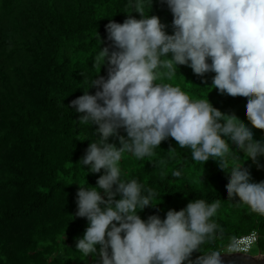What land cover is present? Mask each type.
Wrapping results in <instances>:
<instances>
[{
  "label": "trees",
  "instance_id": "obj_1",
  "mask_svg": "<svg viewBox=\"0 0 264 264\" xmlns=\"http://www.w3.org/2000/svg\"><path fill=\"white\" fill-rule=\"evenodd\" d=\"M137 5L145 15L159 17L165 32L173 34V14L164 0H0V264H101L99 244L97 253L88 256L76 248L89 226L86 217L76 215L77 192L97 187L105 172L92 173L80 161L89 143L99 138L98 126L83 123L70 101L86 90L94 94L92 79L107 78V61L100 67L96 63L102 48L113 50L105 25L109 20L123 23L129 16L140 19ZM214 76L210 71L201 77L190 66L177 65L171 76L159 69L156 82L207 99L225 115L239 118L254 140L264 142V130L247 119L248 98L221 94L212 87ZM118 131L127 138L123 128ZM222 138L239 158L227 157L229 168L241 163L250 182L264 181V155L257 157L258 167L229 137ZM108 142L120 147L116 136ZM119 167L122 179L143 185L142 194L149 188L156 194L154 204L137 210L145 221L150 215L163 220L168 210L179 211L196 199L220 200L212 220L222 234L193 251V261L251 230L260 234L257 245L264 249V216L238 205L239 197L229 199L230 171L220 159L196 162L190 149L168 137L152 157L125 153ZM176 170L179 177L172 175ZM98 191L106 200L103 190ZM120 198L117 193L115 199Z\"/></svg>",
  "mask_w": 264,
  "mask_h": 264
},
{
  "label": "clouds",
  "instance_id": "obj_2",
  "mask_svg": "<svg viewBox=\"0 0 264 264\" xmlns=\"http://www.w3.org/2000/svg\"><path fill=\"white\" fill-rule=\"evenodd\" d=\"M164 2L173 14V34H167L159 17L145 15L139 5L135 10L140 19L109 20L105 29L113 50L104 47L96 56L99 67L107 61V78L92 79L89 87H96V92L86 90L70 101L82 113L83 123L98 126L99 138L89 143L80 161L92 173L105 172L97 187H81L77 192L76 215L86 217L89 226L76 248L88 256L97 253L99 244L101 264H221L220 254L232 253L212 251L191 259L193 251L222 234L212 220L221 206L219 199L212 203L196 199L179 211L168 210L163 220L158 215L142 220L137 210L154 204L156 194L149 188L144 195L137 180L121 178L119 162L125 153L137 159L152 157L154 149L172 137L181 148L190 149L192 160L218 158L226 169L227 157L239 158L223 135L258 167L257 157L264 155V142L254 140L252 130L239 118L225 115L207 99L192 98L179 86L156 82L159 69H167L171 76L177 65H188L201 77L215 72L212 87L221 94L247 97V119L264 130V0ZM120 128L127 138L119 134ZM112 136L120 147L108 142ZM228 171L229 199L239 197L238 205L264 216V181L250 182V172L241 163ZM172 175L179 177L181 172Z\"/></svg>",
  "mask_w": 264,
  "mask_h": 264
},
{
  "label": "built area",
  "instance_id": "obj_3",
  "mask_svg": "<svg viewBox=\"0 0 264 264\" xmlns=\"http://www.w3.org/2000/svg\"><path fill=\"white\" fill-rule=\"evenodd\" d=\"M253 233L256 234L255 239H253ZM259 234L255 230H251L246 234L235 236L229 241V243L225 244L220 248L219 252H241L248 253L252 249V247L258 241Z\"/></svg>",
  "mask_w": 264,
  "mask_h": 264
},
{
  "label": "water",
  "instance_id": "obj_4",
  "mask_svg": "<svg viewBox=\"0 0 264 264\" xmlns=\"http://www.w3.org/2000/svg\"><path fill=\"white\" fill-rule=\"evenodd\" d=\"M221 264H264V254L246 255L239 252L221 253Z\"/></svg>",
  "mask_w": 264,
  "mask_h": 264
},
{
  "label": "rangeland",
  "instance_id": "obj_5",
  "mask_svg": "<svg viewBox=\"0 0 264 264\" xmlns=\"http://www.w3.org/2000/svg\"><path fill=\"white\" fill-rule=\"evenodd\" d=\"M260 235V234H259ZM262 250H264L262 247H261ZM258 248V245L256 246V244L252 247V249L250 250V254H257L259 252V250H261Z\"/></svg>",
  "mask_w": 264,
  "mask_h": 264
},
{
  "label": "flooded vegetation",
  "instance_id": "obj_6",
  "mask_svg": "<svg viewBox=\"0 0 264 264\" xmlns=\"http://www.w3.org/2000/svg\"><path fill=\"white\" fill-rule=\"evenodd\" d=\"M256 246H257V244H256ZM259 249H260V248H259ZM259 252H260L261 254H264V251H263L262 249L259 250ZM259 252H258V253H259ZM258 253H257V254H258ZM246 255H254V254L247 253Z\"/></svg>",
  "mask_w": 264,
  "mask_h": 264
}]
</instances>
